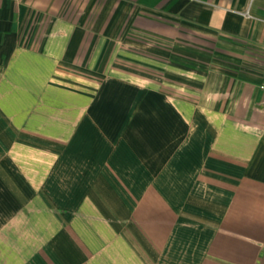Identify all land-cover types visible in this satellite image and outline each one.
Segmentation results:
<instances>
[{
	"label": "crops",
	"instance_id": "obj_1",
	"mask_svg": "<svg viewBox=\"0 0 264 264\" xmlns=\"http://www.w3.org/2000/svg\"><path fill=\"white\" fill-rule=\"evenodd\" d=\"M254 5L0 0V264H264Z\"/></svg>",
	"mask_w": 264,
	"mask_h": 264
},
{
	"label": "rangeland",
	"instance_id": "obj_2",
	"mask_svg": "<svg viewBox=\"0 0 264 264\" xmlns=\"http://www.w3.org/2000/svg\"><path fill=\"white\" fill-rule=\"evenodd\" d=\"M253 6V4H252ZM255 8L260 7V15L264 17V0H255Z\"/></svg>",
	"mask_w": 264,
	"mask_h": 264
},
{
	"label": "built area",
	"instance_id": "obj_3",
	"mask_svg": "<svg viewBox=\"0 0 264 264\" xmlns=\"http://www.w3.org/2000/svg\"><path fill=\"white\" fill-rule=\"evenodd\" d=\"M262 89L264 90V82H263V84H262Z\"/></svg>",
	"mask_w": 264,
	"mask_h": 264
}]
</instances>
